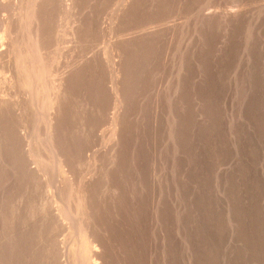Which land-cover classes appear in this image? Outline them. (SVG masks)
Instances as JSON below:
<instances>
[{
	"label": "rangeland",
	"instance_id": "374dc122",
	"mask_svg": "<svg viewBox=\"0 0 264 264\" xmlns=\"http://www.w3.org/2000/svg\"><path fill=\"white\" fill-rule=\"evenodd\" d=\"M0 264H264V0H0Z\"/></svg>",
	"mask_w": 264,
	"mask_h": 264
}]
</instances>
